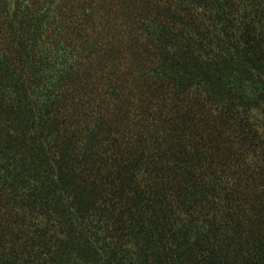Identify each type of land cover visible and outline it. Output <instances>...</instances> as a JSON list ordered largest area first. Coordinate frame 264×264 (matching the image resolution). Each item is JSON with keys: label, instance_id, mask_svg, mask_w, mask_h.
<instances>
[{"label": "trees", "instance_id": "16d2710c", "mask_svg": "<svg viewBox=\"0 0 264 264\" xmlns=\"http://www.w3.org/2000/svg\"><path fill=\"white\" fill-rule=\"evenodd\" d=\"M0 264H264V0H0Z\"/></svg>", "mask_w": 264, "mask_h": 264}]
</instances>
